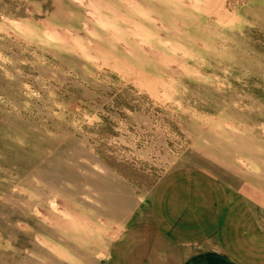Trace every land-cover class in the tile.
I'll return each mask as SVG.
<instances>
[{"label":"rangeland","instance_id":"1","mask_svg":"<svg viewBox=\"0 0 264 264\" xmlns=\"http://www.w3.org/2000/svg\"><path fill=\"white\" fill-rule=\"evenodd\" d=\"M196 172L264 191V0H0V264H105Z\"/></svg>","mask_w":264,"mask_h":264},{"label":"crops","instance_id":"2","mask_svg":"<svg viewBox=\"0 0 264 264\" xmlns=\"http://www.w3.org/2000/svg\"><path fill=\"white\" fill-rule=\"evenodd\" d=\"M150 207L121 230L105 264H264V191H231L196 172L161 184Z\"/></svg>","mask_w":264,"mask_h":264}]
</instances>
